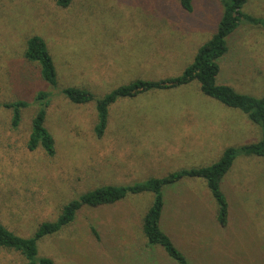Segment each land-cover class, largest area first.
<instances>
[{"label":"rangeland","instance_id":"374dc122","mask_svg":"<svg viewBox=\"0 0 264 264\" xmlns=\"http://www.w3.org/2000/svg\"><path fill=\"white\" fill-rule=\"evenodd\" d=\"M242 12L264 19V0H246ZM220 17L219 0H194L192 13L183 11L179 0H74L66 9L54 0H0V224L30 238L40 223L54 221L63 205L89 190L211 166L226 148L256 142V126L241 112L205 97L195 82L118 101L110 108L101 139L93 132L95 103L74 106L61 94L77 87L99 99L137 80L176 77L212 37ZM30 36L47 46L57 75L55 88L40 80L37 64L24 58ZM229 38L218 82L264 95V31L242 25ZM39 91L50 97L46 128L55 142L53 158L26 148ZM16 101L28 107L12 129L11 113L3 105ZM251 158L237 157L221 183L231 205L225 230L216 227L215 206L204 182L190 180L170 190L174 201H168L163 222L171 235L193 248L183 224L192 220L207 238L201 246L211 249L212 244L218 263L264 264V161ZM152 201L145 193L105 209L81 210L73 224L37 243V259L175 264L159 250L145 252L140 227ZM24 263L0 248V264Z\"/></svg>","mask_w":264,"mask_h":264},{"label":"trees","instance_id":"16d2710c","mask_svg":"<svg viewBox=\"0 0 264 264\" xmlns=\"http://www.w3.org/2000/svg\"><path fill=\"white\" fill-rule=\"evenodd\" d=\"M54 2L57 7L66 9L73 4L74 0H54ZM193 2L194 0H179L181 9L187 13L193 12ZM219 2L221 17L214 34L197 49L192 61L180 75L159 81L137 80L117 87L99 99H95L88 90L77 87L64 88L61 90V94L74 106L95 103L97 124L93 132L96 138L101 139L108 128L110 108L118 101L148 93L169 91L195 82L205 97L226 108L241 112L250 124L258 128L259 139L239 148H226L219 160L211 166L180 170L161 179L152 178L130 186L103 185L89 190L77 199L63 205L54 221L40 223L30 238L18 236L0 224L1 249L18 255L25 261L24 264H54L46 258L37 259V243L44 237L56 235L73 224L78 213L85 208L90 210L105 209L125 201L128 196L149 193L153 196V201L144 215L140 227L146 241L144 248L146 253L151 251L149 249L159 250L175 264H202L203 261L207 262L208 260L209 264H222L221 262L218 263V254L212 244H209L212 246L211 249L205 245L201 246L202 243L207 242V238L199 233L198 225L193 224L192 220H188V222L185 220L183 224L186 226L187 232H191V236L188 238L194 244L193 248L189 247L187 242L184 246L182 239L173 237L171 235L173 234L172 229L166 228L163 222L169 208L168 201L173 200V194L170 193V190L184 186L186 181L201 180L204 182L215 206L216 227L221 231L225 230L229 226L231 205L225 192L221 189V183L233 167L237 157H255L264 161V95L256 97L249 93L238 92L231 86L218 82L220 61L228 53L229 37L235 34L242 25L264 31V19L249 16L242 12L246 0H219ZM24 58L28 62L38 65L42 82L53 88L57 86L56 70L42 38L30 36L26 40ZM49 98V93L43 91L37 92L34 97L37 110L31 120L26 148L29 152L40 149L48 158H53L56 153L55 142L52 134L46 128ZM27 107L28 103L24 101L3 105V108L11 113L10 126L12 129L19 126L22 120V111ZM166 191L169 192L165 197ZM179 209L180 213L186 214L182 210L184 208L180 206ZM94 232L96 231L92 229L93 235ZM209 258L212 259L213 263Z\"/></svg>","mask_w":264,"mask_h":264}]
</instances>
